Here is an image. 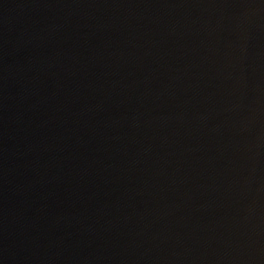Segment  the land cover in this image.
Wrapping results in <instances>:
<instances>
[{"label": "water", "instance_id": "water-1", "mask_svg": "<svg viewBox=\"0 0 264 264\" xmlns=\"http://www.w3.org/2000/svg\"><path fill=\"white\" fill-rule=\"evenodd\" d=\"M0 264H264V0H0Z\"/></svg>", "mask_w": 264, "mask_h": 264}]
</instances>
